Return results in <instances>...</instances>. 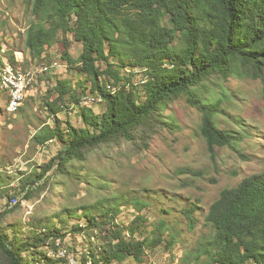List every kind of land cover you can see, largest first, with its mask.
I'll return each instance as SVG.
<instances>
[{"label": "trees", "instance_id": "obj_1", "mask_svg": "<svg viewBox=\"0 0 264 264\" xmlns=\"http://www.w3.org/2000/svg\"><path fill=\"white\" fill-rule=\"evenodd\" d=\"M29 2L36 16L25 40L32 62L42 60L47 50L61 41V59L77 66V71L91 82L89 90L95 98L92 104L105 103L106 110L96 114L91 109L94 105H86L87 85L83 88L87 95L82 96L70 80L56 83L50 91L53 101L47 102L51 113L60 112L68 99L72 108H81L85 128L67 120L64 131L57 120L55 127L47 125L34 136L41 147L56 139L64 146L23 183L28 199L45 190H59L62 179L74 175V165L103 146L123 141L135 143L140 136L146 141L165 124L162 111L182 97H188L201 110V133L213 156L217 147L234 146L242 140L238 134L218 127L217 108L204 104L199 95L213 78L259 80L264 91V0ZM69 33L83 46L78 61L70 51ZM8 59L17 68L23 66L16 61L15 52ZM0 66L4 67L2 55ZM137 77L141 78L138 83L134 81ZM6 102L9 105L8 98ZM0 191L12 199L8 209L0 211V264H34L38 260L45 264L68 263L66 258L39 253L48 249L57 256L68 234L84 235L90 242L82 264H124L130 258L144 264L149 251L163 245L170 251L178 244L176 234L165 238V220L144 237V216H136L128 228L122 226L117 220L120 207L109 204L106 198L78 208L64 206L59 212L61 219H86V226L78 223L69 232H62L57 226L44 225L43 217L33 218L28 238L13 243L12 231L3 226L18 204L17 198L8 187H0ZM137 205L140 209L147 207L143 203ZM196 211L192 205L182 212L191 231L198 225ZM205 225L212 233L197 244L195 262L200 264L206 257V264H264V171L245 177L236 187L224 189L211 205ZM30 255L31 260L26 261Z\"/></svg>", "mask_w": 264, "mask_h": 264}, {"label": "rangeland", "instance_id": "obj_2", "mask_svg": "<svg viewBox=\"0 0 264 264\" xmlns=\"http://www.w3.org/2000/svg\"><path fill=\"white\" fill-rule=\"evenodd\" d=\"M35 21L29 0H0V55L4 57V68L11 66L34 80L26 90L22 109L12 113L9 110L10 92L5 80L2 85L0 76V187L10 188L18 203L3 227L12 231L13 243L16 239L28 238L31 230L29 223L33 218L43 217L44 225L57 226L63 229L62 232H69L74 224L86 226V219H61L59 212L64 206L78 208L106 198L110 200L109 204L120 207L117 220L122 226L128 228L139 214L146 218L142 237L149 235L161 220L168 223L165 238H171L172 234L178 236L176 247L167 251L163 245L149 251L144 264H199L194 261L197 244L212 233L205 225L211 205L224 189L236 187L245 177L264 171L262 82L234 77L229 80L213 78L201 88L200 100L217 108L215 118L218 127L238 134L242 139L234 146L217 147L216 156L209 152L201 133V110L188 97H182L170 102L162 111L165 124L146 141L140 136L135 143L123 141L103 146L90 153L84 162L76 163L74 175L64 177L59 190H45L28 199L23 183L64 146L56 139L41 147L35 143L34 136L47 125L55 127L57 120L63 124L64 131L67 130V120L78 128H85L81 108H72L68 99L66 107L60 112L56 115L51 113L47 105V102L53 101L50 91L59 80L67 79L77 86V92L82 96L89 93L86 94V105L95 100L89 90L91 82H87L86 77L77 71V66L61 59L64 50L61 41L49 48L42 60L32 62L25 40L29 25ZM68 38L72 57L78 61L83 46L76 41L74 34L69 33ZM12 52H15L16 61L23 65L21 68L9 62L8 56ZM47 65L51 66L47 68ZM68 65L67 70L60 72ZM140 79L137 77L134 81L138 83ZM85 85L88 90L84 94ZM140 96L143 101V94ZM91 109L100 114L106 110V104L100 103ZM11 200L2 196L0 191V211L8 209ZM141 203L147 207L140 209L137 204ZM192 205L197 208L195 216L198 225L194 231L189 229L182 213ZM82 213L83 210H80L79 214ZM66 220H69L68 225H65ZM89 248L86 236L68 234L61 251L72 264H82ZM42 251L47 252L50 258H65L63 255L54 256L48 249L39 253ZM26 258V261L31 260V255ZM206 261L207 258L202 257L200 264H206ZM33 263L45 264L43 260ZM124 264L137 263L130 258Z\"/></svg>", "mask_w": 264, "mask_h": 264}, {"label": "bare ground", "instance_id": "obj_3", "mask_svg": "<svg viewBox=\"0 0 264 264\" xmlns=\"http://www.w3.org/2000/svg\"><path fill=\"white\" fill-rule=\"evenodd\" d=\"M3 70L0 72V76L2 77V85H3V80H5V84L7 89L9 90L8 92H10V106H9V110L11 112H16L24 103L25 99H26V90L28 91L29 87H31V85L33 84L34 80L31 79L30 75L23 73L11 66H9L8 68H4L2 67ZM17 81H21L20 82V90L18 92V100H14V97L17 95ZM93 100L89 99V101L91 102ZM12 102H13V107L12 106Z\"/></svg>", "mask_w": 264, "mask_h": 264}, {"label": "built area", "instance_id": "obj_4", "mask_svg": "<svg viewBox=\"0 0 264 264\" xmlns=\"http://www.w3.org/2000/svg\"><path fill=\"white\" fill-rule=\"evenodd\" d=\"M49 66H51V65H47V68L49 67ZM21 68V67H20ZM20 82L21 81H17V95L14 97V100L13 101H15V100H18V92H19V90H20ZM11 107H13V102H12V106ZM58 244H60V242H58ZM58 256H61V255H63L66 259H67V261H68V263H66V264H72L71 263V261H70V258L68 257H66V254L64 253V252H62L61 251V249H60V251H59V253L57 254Z\"/></svg>", "mask_w": 264, "mask_h": 264}]
</instances>
